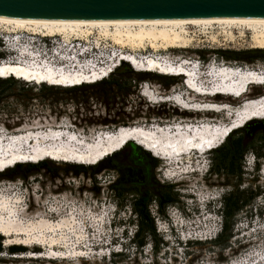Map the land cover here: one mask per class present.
I'll return each instance as SVG.
<instances>
[{"label": "rangeland", "instance_id": "1", "mask_svg": "<svg viewBox=\"0 0 264 264\" xmlns=\"http://www.w3.org/2000/svg\"><path fill=\"white\" fill-rule=\"evenodd\" d=\"M188 29L196 38L193 47L188 49L156 51L147 47L134 51L129 47L121 48L112 40H103L102 45L98 47L103 50L121 49L134 53L140 58L160 56L176 62L195 58L209 61L216 55L217 60L226 66L240 65L264 69V61L248 64L213 54L216 50L252 49L250 34L243 37L237 33L235 41L230 42L225 39L221 33L222 29L217 25L209 29L208 33L195 25H189ZM1 34L4 33L0 31ZM212 34L218 35L219 43L212 40ZM35 37L40 39L42 44H31L30 41L34 37L23 33L21 38L23 41L28 40L25 42H28L32 49L39 50L44 47L43 45L51 46L52 39L49 42L42 40L40 36ZM96 38L97 35L92 38V44L96 43ZM3 50L5 49L0 48V52L3 53ZM61 50L63 51L62 48ZM117 68L110 76L121 77L123 81L129 82L127 87L130 90L128 94L115 99L120 103L116 105V110L107 111L100 101L91 97L84 98L85 103L65 99L64 103L52 104L43 99V93L40 91L42 86L48 87V84H30L32 91L29 92L24 91L27 85L19 84L6 93L3 99L0 108V128L4 132L14 133L25 128H33L35 131L46 128L58 129L62 128L61 122H71V127L88 138L95 136L97 131L114 130L100 124L106 120L133 119L132 125L147 122L148 126L153 123L163 126L178 121L196 123L200 118L216 119L219 122L224 119L223 115L217 116L214 112H185L176 104L177 97L185 98V101L191 102L190 105L208 99L219 103L241 102L229 96H217L214 99L200 96L185 86L182 76L171 78L159 74H145L137 72L133 67V75H123L117 71ZM137 78L141 80L138 81ZM169 79L175 80L176 83L166 88L162 81ZM55 89L66 90L60 87ZM262 92L263 86H257L250 88L247 96L252 97ZM25 94L32 97L27 105L24 103ZM165 94H171L172 98L177 99L163 101L160 95ZM152 95L156 99L149 100ZM157 113L160 116L155 115ZM4 119L16 128L10 132L5 130L2 124ZM214 151L208 153L205 159L197 156L196 152L189 154L190 156L185 155L184 160H181L183 164L178 165L177 162L168 164L167 160L159 159L161 165L158 168V177L162 182L166 181L178 186L180 202L169 206L165 214L158 213L155 203L151 206L157 229L155 242L157 250L152 248L150 239L144 248H136L131 241L137 230L138 217L130 210L129 205L116 206L115 197L107 188L118 176L113 170H105L93 179L84 175L68 176L62 170L57 177H54V173L49 170L38 171L26 179L18 177L8 179L0 175V205L6 204L8 210L12 211L11 214L21 217L23 222L27 223H33L47 214L57 215L51 219L56 222L54 230L47 232L49 238L54 240L55 246L46 248L44 245V248L36 247V250L24 246V251L19 252L39 253L42 250L40 256H52L54 262L42 261V258L31 259L26 255L21 258H18V255L16 258L10 257L9 255L14 253L10 251L11 246L4 245V240L3 251L0 252V264H224L229 258L253 247H257L258 252L264 254V157H258L255 152L248 151L243 158L241 188L252 187L261 193L238 212L233 220L229 219V224L233 223L231 237L225 245H222L215 240H218L223 233L222 231L216 234L226 220L224 197L231 189V184H236L240 180L227 174L217 176L211 172ZM50 164L59 168L65 166V163L60 162ZM178 233L185 238H192L193 241H188L187 246L179 245L180 242L176 239ZM2 238L5 239L4 236ZM224 239L225 237H222L221 240ZM246 256L241 262L247 260H245Z\"/></svg>", "mask_w": 264, "mask_h": 264}, {"label": "bare ground", "instance_id": "2", "mask_svg": "<svg viewBox=\"0 0 264 264\" xmlns=\"http://www.w3.org/2000/svg\"><path fill=\"white\" fill-rule=\"evenodd\" d=\"M189 25H195L202 30L203 32L208 33L209 29H213L215 25L219 26L222 31L221 33L225 36L230 42L235 41L236 34L239 33L241 36H246V34H250L251 39V46L252 49H264V19H240V18H220V19H200V20H111V21H75V20H60V19H47V18H24V17H10V16H3L0 15V31L4 34H19L23 33L24 35H31L34 38L30 41L31 44H42L41 40L35 36H40L44 41H51V38L45 37H58L61 36L62 40L67 44L73 43L74 46H78L77 43L79 42H86L91 43L92 38L97 35L96 38V47H100L103 40H112L113 43L121 48L129 47L131 49L139 50V49H146L147 47L159 51V50H169V49H188L193 47V43L196 41V38L190 34L189 32ZM23 42V39H19ZM59 38L57 39L58 42ZM212 40L216 43H219V37L217 34H212ZM28 41V40H24ZM19 44V42L17 41ZM80 45V44H79ZM65 46V47H66ZM63 51L68 53V49H66L63 45L60 46ZM59 47V48H60ZM57 48V50L59 49ZM60 48V49H61ZM17 50V49H16ZM15 52V49L13 50ZM18 51V50H17ZM62 51V50H61ZM77 52V51H76ZM55 54V51L53 52ZM22 57V54H20ZM81 57V55H78ZM119 61L129 63L137 72L145 73V74H159L162 77H175L177 74L178 76H182L183 79L186 77L184 73L189 74L187 67L188 59L182 61H174L169 58L163 57H147V58H140L139 56L135 55L134 53H129L126 51H122L119 54ZM118 57L115 58L114 62L118 60ZM63 58V57H62ZM166 59V60H164ZM65 59L60 60L62 64L65 63ZM68 60V58H67ZM28 60L21 61V64L15 62H5L0 63V78H8L14 77L17 79H31L33 81L37 80L40 84H48L49 86H55L57 84L60 88L70 89L74 88L77 83L80 81H90L93 77L98 78H106L110 76L112 71H109L106 67L102 69L101 67H94L88 69H76L78 64H74L75 61H70L68 66L57 68L56 66H52L50 70H34V68L28 67L23 65ZM105 62V61H104ZM103 62V64H105ZM102 64V65H103ZM191 65V64H190ZM61 66V64H59ZM74 66V69H73ZM118 66V65H117ZM196 66H198L196 64ZM222 71L224 72L225 79L228 77L227 73L231 72V67L234 66H220ZM240 67V66H237ZM235 67V68H237ZM102 69V70H100ZM245 68H243L244 70ZM260 69L262 68H249L248 75H261ZM216 72V74L214 73ZM211 72L210 75H206V72L197 71L196 77L197 82L196 85L198 86V82L201 81L204 85H207L208 82H215L218 81L220 76L217 70ZM264 73V72H262ZM232 75V72H231ZM217 77L216 80H213L214 77ZM192 79V78H191ZM98 82V81H97ZM194 82V79H193ZM70 83L73 84V87L64 86ZM84 83H82L83 85ZM185 84V82H184ZM210 84V83H209ZM208 84V85H209ZM257 85L261 84H249L247 89L242 92L238 97H233L232 95H227L231 98L236 100H240V103H232L238 106V110L241 111L244 107L243 103L249 100H255L257 97H248V91L250 88H255ZM185 86H187L185 84ZM190 89V88H189ZM201 96H206V98H216L217 96H221L219 94H210L209 92H205L200 94ZM162 96L163 101H174V99H181L179 97L172 98L171 94L160 95ZM185 100V98H183ZM262 100L259 101H252V103H260ZM186 107L182 108L185 112L193 111V112H214L219 115H223L224 119L220 122L222 125L229 126L235 120H237V116L234 114L231 117H228L225 111H220L223 109L224 103H219L216 101H209V99L205 102H196L193 105H190L189 102H184ZM228 103V102H226ZM215 110H218L216 113ZM207 114V113H206ZM209 116V115H208ZM215 117V116H214ZM219 118V117H218ZM221 119V118H219ZM251 119H264V115H252L249 117L246 122ZM206 121L202 120L201 122ZM212 122H219L218 120L214 119L211 120ZM9 125L5 119L3 120ZM191 123V122H190ZM195 123V122H192ZM200 123V122H198ZM154 124V123H153ZM189 124V122H188ZM162 127L159 126H148L146 124H134L131 126H120L118 128H114V130L110 132L116 133L119 128H122L119 134L115 135L126 137L124 140L119 142L116 146L108 150L107 152L97 156V151H90V149H85L82 145H88L90 147V139L94 137H84L82 139L78 136V140L80 139L81 146H74L71 150H63L61 152L56 151H46L48 152L47 155L44 154L42 157H38L32 159V161H41L47 160L49 162H60L65 164H83L86 166H91L93 164V157L94 160H101L105 159L106 157L121 151L130 141H137L140 146L147 149L151 152L155 157L161 158L164 160L172 161V163H181V160H184L183 157L181 158H174L170 149L167 147H163L165 143V139L168 136L166 132L158 131L157 133H152V129ZM200 128V127H199ZM47 129V128H46ZM150 129V130H149ZM72 130V129H71ZM18 131V132H17ZM14 133L17 134H24L28 131H35L33 128H25V130L20 129ZM165 131V130H164ZM8 133V134H14ZM155 135L159 139V143H155L154 139H150L146 136ZM192 132H190L191 134ZM97 134V133H96ZM145 134V135H144ZM231 134V133H230ZM229 134V135H230ZM228 135V136H229ZM96 136V135H95ZM228 136L222 135L217 142V146L213 147L217 148L220 147ZM45 140H39V143H45ZM89 141V143H88ZM198 141V140H197ZM195 141L193 145H198V142ZM114 142V141H112ZM117 143V142H115ZM35 144L34 140H31L28 143V151L31 152L30 149L32 145ZM51 144H54L51 143ZM112 145V144H111ZM184 145L181 143L179 148H183ZM212 149V150H213ZM210 150V151H212ZM12 148L7 147L4 148L1 152H11ZM208 151V152H210ZM206 152V153H208ZM50 153H54L55 155L51 158L49 155ZM198 153V152H196ZM204 153V154H206ZM191 154V152H190ZM104 155L103 158H101ZM187 156V155H186ZM29 157V156H28ZM97 162V163H98ZM25 163H29L25 162ZM15 166V165H14ZM11 166H7L0 160V170L4 169L6 171ZM2 204V203H1ZM3 204L0 207V235L5 237L6 246H22V247H31L35 248L37 246H44L49 248L55 246V242L50 236L47 235V232H51L54 230L56 222L52 221V217L57 216L56 213L47 214L45 216L39 217L33 223L23 222L21 217H17L11 214V210H8L7 205ZM10 209V208H9ZM8 210V211H7ZM8 213V214H7ZM21 216V215H20ZM58 225V224H57ZM52 239V240H51ZM36 249V248H35ZM35 252V251H33ZM42 250L39 251L41 254ZM253 253L246 256V261H251L253 259ZM32 255V256H31ZM29 255V258L54 262L53 257L38 255L35 257L33 254ZM17 255H15L16 257ZM18 257H26V256H18ZM245 257V256H244ZM242 258V260L244 259ZM48 259V260H47ZM239 260L238 262L242 261ZM245 261V262H246ZM244 262V261H243ZM244 262V263H245Z\"/></svg>", "mask_w": 264, "mask_h": 264}, {"label": "trees", "instance_id": "3", "mask_svg": "<svg viewBox=\"0 0 264 264\" xmlns=\"http://www.w3.org/2000/svg\"><path fill=\"white\" fill-rule=\"evenodd\" d=\"M213 54L225 57L231 61H240L248 64L264 61V49L216 50ZM3 56L4 53L0 52V59ZM117 71L123 75L134 74L132 66L127 62H122ZM137 80L140 81L141 79L137 78ZM162 82L166 88L176 83L172 79ZM128 83L123 81L121 77L111 75L108 79L104 78L93 84L75 86L70 88V90L60 91L56 90L55 86L48 85V87L42 86L40 91L43 93V99L52 102V104L64 103L65 99H70L76 103H85L86 100L84 98L88 99L91 97L100 101L105 109L111 112V110L117 109L116 105L120 104L115 99L129 93ZM19 84L27 85V89H24V91H32V88L29 87L30 84L14 77L0 78V108L6 93ZM31 98L27 94L24 95L25 105ZM155 115L160 116L159 113ZM147 119L150 123L149 118ZM132 120H106L100 124L107 126L109 129H114L120 126H130L132 125ZM2 124L8 132L16 128L11 124L7 126L5 122H2ZM248 151L255 152L258 157H264V119L249 120L243 127L232 132L225 142L214 151L211 172L217 176L227 174L240 180L236 184H231V189L224 197V216L226 220L223 225V233L218 240H215L222 245H225L231 237L233 223L229 224V219L233 220L238 212L248 206L261 193V191H256L252 187L241 188L243 185V158ZM50 163L52 162L47 160L38 163H18L0 173V175L8 179L16 177L26 179L38 171L49 170V172L54 173V177H57L62 170L68 176L77 177L84 175L93 179L105 170H113L118 173V176L109 183L107 188L110 189L115 197L116 206L129 205L130 210L136 213L138 217L137 230L131 241L136 248H144L150 239L152 248L157 250V245L155 244L157 229L151 213V206L155 203L158 213L165 214L169 206L180 202L178 186L174 183L162 182L158 177V168L161 165L159 158L136 142L130 141L121 151L91 166L72 163L65 164L63 168H59ZM228 232L230 233L227 234ZM222 237H225V239L221 240ZM4 240L2 235H0V252L3 251ZM10 251L17 254L24 251V248L22 246H11Z\"/></svg>", "mask_w": 264, "mask_h": 264}, {"label": "water", "instance_id": "4", "mask_svg": "<svg viewBox=\"0 0 264 264\" xmlns=\"http://www.w3.org/2000/svg\"><path fill=\"white\" fill-rule=\"evenodd\" d=\"M0 15L75 21L264 19V0H0Z\"/></svg>", "mask_w": 264, "mask_h": 264}, {"label": "clouds", "instance_id": "5", "mask_svg": "<svg viewBox=\"0 0 264 264\" xmlns=\"http://www.w3.org/2000/svg\"><path fill=\"white\" fill-rule=\"evenodd\" d=\"M223 225H224V223L220 226V228L217 230V232H216V234L217 233H219V232H222L223 231ZM177 231V230H176ZM178 232V231H177ZM179 234V233H178ZM177 240H178V242H180V243H178L179 245L180 244H183L184 246L186 245H188V241H193L192 240V238H185V236H182V234L180 233L179 235H178V238H176Z\"/></svg>", "mask_w": 264, "mask_h": 264}, {"label": "built area", "instance_id": "6", "mask_svg": "<svg viewBox=\"0 0 264 264\" xmlns=\"http://www.w3.org/2000/svg\"><path fill=\"white\" fill-rule=\"evenodd\" d=\"M144 58H146V57H144ZM105 67H102V69H104ZM102 69H100V70H102Z\"/></svg>", "mask_w": 264, "mask_h": 264}]
</instances>
